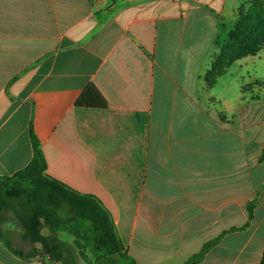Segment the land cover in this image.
I'll return each mask as SVG.
<instances>
[{
  "label": "crops",
  "instance_id": "crops-1",
  "mask_svg": "<svg viewBox=\"0 0 264 264\" xmlns=\"http://www.w3.org/2000/svg\"><path fill=\"white\" fill-rule=\"evenodd\" d=\"M247 1L0 0V176L31 163V131L48 141L129 26L154 20L146 173L120 264H185L215 240L198 264H260L264 84L233 81L227 98L203 77ZM0 264L51 263L0 240Z\"/></svg>",
  "mask_w": 264,
  "mask_h": 264
},
{
  "label": "trees",
  "instance_id": "trees-1",
  "mask_svg": "<svg viewBox=\"0 0 264 264\" xmlns=\"http://www.w3.org/2000/svg\"><path fill=\"white\" fill-rule=\"evenodd\" d=\"M156 29L154 20L132 23L48 141L41 144L31 131V163L0 176V240L15 255L51 264H81L78 254L86 264L129 259L146 173ZM263 49L264 0H249L205 82L213 86L233 63ZM258 197L248 206L250 218ZM9 222L22 227L32 249L15 247L4 229ZM59 232L72 235L73 245ZM215 243L185 264L200 263Z\"/></svg>",
  "mask_w": 264,
  "mask_h": 264
},
{
  "label": "rangeland",
  "instance_id": "rangeland-1",
  "mask_svg": "<svg viewBox=\"0 0 264 264\" xmlns=\"http://www.w3.org/2000/svg\"><path fill=\"white\" fill-rule=\"evenodd\" d=\"M239 12L240 9L233 13L232 18H228L222 26V31L216 43V53L219 52L220 46L226 41L228 34L234 29ZM257 56L256 58H252L251 56L245 57L242 58L241 61L235 62L227 74L222 78H219L218 83L213 88V93L217 96L222 94L223 97L231 98L233 95V88L235 87L233 81L239 83L243 81L245 84H249L256 79L264 84V50ZM12 224V222L6 223L4 224V227L12 229ZM15 230L14 236H12L14 245L19 248L32 249V245L22 238V227L19 224H15ZM58 235L62 240L73 245L74 237L72 235L65 232H59ZM76 253H78V250ZM87 255L90 259H93L91 253H87ZM78 261L81 264H86V261L79 254Z\"/></svg>",
  "mask_w": 264,
  "mask_h": 264
}]
</instances>
